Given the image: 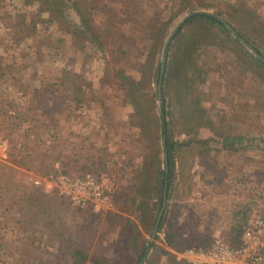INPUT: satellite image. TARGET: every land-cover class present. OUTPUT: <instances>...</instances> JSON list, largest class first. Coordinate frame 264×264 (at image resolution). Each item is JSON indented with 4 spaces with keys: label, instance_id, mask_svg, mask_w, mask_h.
Here are the masks:
<instances>
[{
    "label": "rangeland",
    "instance_id": "1",
    "mask_svg": "<svg viewBox=\"0 0 264 264\" xmlns=\"http://www.w3.org/2000/svg\"><path fill=\"white\" fill-rule=\"evenodd\" d=\"M53 2L0 0L5 247L24 245L23 263L36 256L33 245L50 247V263L39 264H134L145 244L143 264H180L185 243L167 245L171 231L209 245L232 212H264V165L256 157L264 151V0H81L87 20L70 5L67 19L57 18ZM198 11L235 33L187 18L167 50L160 99L164 43ZM163 137L167 203L152 237L164 193ZM237 147L250 156L235 157ZM59 173L99 178L115 208L64 201L52 182Z\"/></svg>",
    "mask_w": 264,
    "mask_h": 264
},
{
    "label": "built area",
    "instance_id": "2",
    "mask_svg": "<svg viewBox=\"0 0 264 264\" xmlns=\"http://www.w3.org/2000/svg\"><path fill=\"white\" fill-rule=\"evenodd\" d=\"M52 182L59 194L76 206H91L100 212L115 208L105 183L95 176L59 173ZM180 260L185 264H264V216L259 212L251 214L240 244L232 245L217 237L207 248L184 249Z\"/></svg>",
    "mask_w": 264,
    "mask_h": 264
},
{
    "label": "crops",
    "instance_id": "3",
    "mask_svg": "<svg viewBox=\"0 0 264 264\" xmlns=\"http://www.w3.org/2000/svg\"><path fill=\"white\" fill-rule=\"evenodd\" d=\"M242 140H245V139H243V137H240V141L237 142L238 140L235 138V141L237 143H241ZM231 149H236V148H231ZM220 151L223 152L222 150H220ZM226 151H228L229 153H232V152L235 153V157L236 156L240 157V156H242L244 154L245 155H248L249 154L248 151H247V149H243V148L240 149L239 147H237V150L236 151H232V152H230V150H226ZM259 152L260 151L257 149V155H256V157H258V159H261L260 163H263V165H264V151L261 150L260 154H259ZM248 156H250V154ZM261 196H263V197H260V198L264 200V193ZM61 198L64 201H66L68 203H71L67 198H65L63 196ZM255 212H259V213H261L264 216V212H262L260 210L259 211H255ZM235 213H236L237 216L234 215ZM250 216L251 215H249V212H244L243 213V211H241L239 209L236 212H232L231 213V217H232V220L233 221L230 223V225L228 226V228L226 227L227 229H216V231H215L216 232L215 233V236L216 237L215 238L220 237V238H224L225 239V238H228L230 236L231 237L237 236L238 238H234V239H236V242H232L231 244L232 245H238V244H240L243 227L249 221ZM126 226H128V228H129V225H126ZM126 226H124V228H122V231L125 228H127ZM45 231H46L45 229H42V233L43 234H45ZM223 232H224V236L222 235ZM128 234H130V229L127 231V235ZM40 235H41V233H40ZM121 235H122V233H121ZM225 240H227V239H225ZM6 243L7 242L4 239H1L0 240V244L2 245V246H0V264H39V262H42V261L43 262H47L49 260V259H46V255L48 253V249L50 250V247H46L45 250H42V249H39V248H36L35 249V248H33V245H31L28 248H31L30 250H33V254L36 255V256H34L32 258V262L23 263L20 259H22V257L24 256L23 255L24 254V250H25L24 245H23V247H19V248L15 246L13 249H8V247H5ZM147 255H146V257H147ZM54 256H55V253L53 254V257ZM47 263H50V262H47ZM180 264H185V263L182 260H180Z\"/></svg>",
    "mask_w": 264,
    "mask_h": 264
},
{
    "label": "trees",
    "instance_id": "4",
    "mask_svg": "<svg viewBox=\"0 0 264 264\" xmlns=\"http://www.w3.org/2000/svg\"><path fill=\"white\" fill-rule=\"evenodd\" d=\"M53 4V8H51V11L52 13L55 15V16H58L57 18H60V17H63L62 20L64 19H67V17H65L68 13L67 11L65 10L66 7H68L69 5L71 6V11H74L79 17L80 19H84V20H87V17L84 15V12L82 11L80 5L82 4L81 0H73L69 3V5H67L66 1L64 0H54V2L52 3ZM44 5V4H43ZM51 13V15H52ZM200 21L203 26L205 25H214V24H218L220 25L221 27L224 28V24L222 21H220L218 18H216L214 15H211V14H207V13H196L194 15H192L186 22H189V21ZM203 28V27H202ZM201 29V28H200ZM78 32V29L74 31V33H77ZM181 32V30L179 31ZM178 32V33H179ZM79 33V32H78ZM162 38V36L160 35L159 36V40L156 39L155 40V46L158 45V41H160ZM156 49V47H155ZM191 53V51H189V54ZM153 60V59H152ZM138 100V97H137V94L136 96H134V101ZM138 117H141V114L138 113ZM164 121H165V118H164ZM239 142L240 141V138H236ZM261 141H264L263 139H261ZM164 174V172H163ZM165 175V174H164ZM164 182V180H163ZM136 201L135 198H132V202L134 203ZM142 203L144 205H137L140 210L143 212L142 209L146 210L147 211V214L145 216V219L144 221H149L151 217H153V214L150 212V208L147 206L148 202L147 201H142ZM146 206V207H145ZM164 219V217H163ZM163 219L162 221L160 222V225H159V228L162 227L163 225ZM130 223V221H129ZM174 226L173 223H169V227L168 228H172ZM127 228H125L123 231H122V236L125 238L127 237V243H129V239H128V235H127V231L129 230L128 226H126ZM175 236L176 234H172V231L171 233H168L166 235V241H167V245L169 246H173L176 242H180V243H185L184 246H182L180 249L183 251L184 249L186 248H190V247H195V248H206L208 247L209 245H192L191 244V241L194 240L196 241V239H189V238H185L184 241H180V238L178 239V237L175 239ZM234 238H238L237 236L235 237H228L227 240L232 243V242H236V239ZM150 246H151V243H150ZM148 250H149V246L143 244L141 250L138 252L137 254V259L133 260L134 261V264H138L142 259H144L148 253ZM160 252H163V253H168L166 250L164 249H160Z\"/></svg>",
    "mask_w": 264,
    "mask_h": 264
},
{
    "label": "water",
    "instance_id": "5",
    "mask_svg": "<svg viewBox=\"0 0 264 264\" xmlns=\"http://www.w3.org/2000/svg\"><path fill=\"white\" fill-rule=\"evenodd\" d=\"M196 13H207V14L213 15L212 13H209L207 11H198V12H194V13H191L189 15H186L185 17H183V19L180 20V22L175 27L173 33L167 38V40L164 43V53H163V56H162V59H161V63H160V75H159V79H158V95H159V98L160 99L162 98V82H163V77H164V72H165V67H166V62H167V56L166 55H167V50L169 48L170 42H171L172 38L174 37V35L177 33L179 27H181L185 23V21L187 20V18H189L190 16H192V15H194ZM220 21L223 22L224 26L229 31L235 33L233 31L232 26L229 23H226L222 19ZM236 37H238L239 40L243 41L239 36H236ZM258 57L262 60V62H264V58L262 56L258 55ZM162 143H163V146L165 148L166 147L165 146L166 145L165 144L166 143V139L164 137L162 138ZM164 171H165V182H164L163 202H162V207H161V209L159 211V214H158V217H157V220H156V224H155L154 231L152 233V237H154L156 235V232L158 230V227H159V224L161 222V219H162V216H163L165 207H166V203H167L166 201H167V187H168L169 164H168V152H167V149L166 148L164 150ZM144 259H142L138 264H143Z\"/></svg>",
    "mask_w": 264,
    "mask_h": 264
}]
</instances>
